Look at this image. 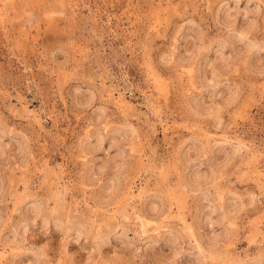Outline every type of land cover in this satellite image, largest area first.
<instances>
[{
  "label": "rangeland",
  "instance_id": "rangeland-1",
  "mask_svg": "<svg viewBox=\"0 0 264 264\" xmlns=\"http://www.w3.org/2000/svg\"><path fill=\"white\" fill-rule=\"evenodd\" d=\"M0 264H264V0H0Z\"/></svg>",
  "mask_w": 264,
  "mask_h": 264
}]
</instances>
